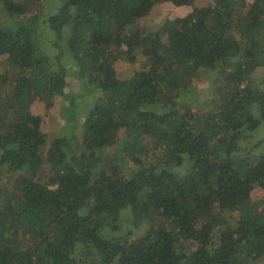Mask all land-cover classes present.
I'll return each instance as SVG.
<instances>
[{
	"label": "trees",
	"instance_id": "trees-1",
	"mask_svg": "<svg viewBox=\"0 0 264 264\" xmlns=\"http://www.w3.org/2000/svg\"><path fill=\"white\" fill-rule=\"evenodd\" d=\"M195 1L0 0V81L17 71L0 92V264H264V0L141 22ZM204 71L228 93L197 129L179 99ZM57 97L52 138L31 107Z\"/></svg>",
	"mask_w": 264,
	"mask_h": 264
},
{
	"label": "rangeland",
	"instance_id": "rangeland-1",
	"mask_svg": "<svg viewBox=\"0 0 264 264\" xmlns=\"http://www.w3.org/2000/svg\"><path fill=\"white\" fill-rule=\"evenodd\" d=\"M247 1L253 2V0H247ZM209 3H211V0H196L192 6L179 7V8L173 6L171 3H163L161 5H158L153 10L150 18H147L145 21H141V22H143V25L153 24L155 28L159 29L161 25L164 24L167 20L176 17L186 16L192 11L194 7L208 5ZM32 11L29 12L30 15L36 13V11L34 12ZM48 36L50 38H53L50 35V32H48ZM43 45L44 43L42 42L40 44V47H43ZM7 63H8L7 57L0 56V66H1L0 69L2 67H5L2 66L4 64L6 65V67H8ZM116 67L118 70V77L121 80L129 79L134 74L135 67H133L124 57L120 59ZM11 72L12 73L9 74L8 82L0 81L1 93H3L6 90H10L11 86H13L17 71H15V69H13L12 67ZM254 76H255V82L257 83L264 82V68L259 67L256 70V74ZM224 84H225L224 75H221L220 73L214 71H204L202 72V75H200L199 78L193 81L189 89L181 93V97L179 100L184 103L183 107L187 106L186 109L189 108V110H191L194 114L198 116V118H200V122L197 125V129H202L203 126L205 125V120L207 121V117L211 115L212 112L217 111L218 108L216 105L220 100L219 90H221L223 94L228 93V90L225 89L226 87ZM66 90L69 94L75 96L80 92L81 84L77 79L69 76ZM55 99H56L55 102L57 104H55L53 108H51L50 110H47L43 102H40V104L34 103V105H32L31 107V110L34 114L44 117L45 130H47V132L50 134L52 138L62 134V127L64 123L62 116L67 114V111L62 110L60 108L61 106L60 104L61 102H63V98L57 97ZM254 135H255V141H261V140L263 141L264 125H262ZM123 136L124 135L122 134V137ZM262 145L264 146V142L262 143ZM8 181H9L8 174H4V172H2L0 174V186L6 184V182ZM262 198H264L263 193H261L260 191H258V189H256L253 192V199L255 201H258ZM122 221L123 223L125 222L126 224L130 221V218L128 216H125L124 218L122 217ZM120 223L122 224L121 221Z\"/></svg>",
	"mask_w": 264,
	"mask_h": 264
}]
</instances>
